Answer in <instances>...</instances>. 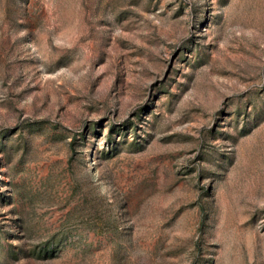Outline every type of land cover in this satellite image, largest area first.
Returning <instances> with one entry per match:
<instances>
[{"label": "rangeland", "instance_id": "rangeland-1", "mask_svg": "<svg viewBox=\"0 0 264 264\" xmlns=\"http://www.w3.org/2000/svg\"><path fill=\"white\" fill-rule=\"evenodd\" d=\"M0 264H264V0H0Z\"/></svg>", "mask_w": 264, "mask_h": 264}]
</instances>
